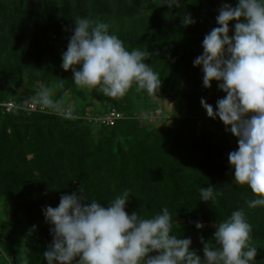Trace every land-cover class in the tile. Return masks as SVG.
<instances>
[{
	"label": "trees",
	"instance_id": "1",
	"mask_svg": "<svg viewBox=\"0 0 264 264\" xmlns=\"http://www.w3.org/2000/svg\"><path fill=\"white\" fill-rule=\"evenodd\" d=\"M154 1L159 3H153V12L141 15L147 0H0V101L11 97L17 104L30 102L39 82V87L58 89L55 100L72 106L78 116L0 109V203L9 212L8 229L0 236V264H6L4 259H10L7 264H47L43 252L53 236L43 210L57 207L61 195H80L78 190L88 202L104 207L128 190L125 210L145 218L167 207L172 234L190 238V250L201 258V238L215 246V225L242 209L252 225L251 245L257 248L250 264H264V206H247L255 197L246 185L235 183L228 162V154L238 150V139L218 117L202 112L201 99L215 110L226 94L217 81L203 87L202 66L193 67L203 53L204 36L219 26L218 9L224 3L235 7L237 0H179V8H168L167 0ZM188 13L195 23L184 26ZM77 17L107 23L109 34L123 40L128 50L158 52L145 63L159 74L161 90L182 92L184 116L173 117L171 126L143 125L137 119L102 126L81 118L88 112L106 113L110 108L104 103L128 117L135 107L123 98L76 86L71 69L63 70L62 56ZM235 23L229 22L230 37ZM23 85L25 95L14 98ZM69 90L81 99L80 106L65 102ZM209 186L223 190L214 203L200 196V188ZM2 219L0 214V231ZM197 222L204 227L197 229Z\"/></svg>",
	"mask_w": 264,
	"mask_h": 264
},
{
	"label": "clouds",
	"instance_id": "2",
	"mask_svg": "<svg viewBox=\"0 0 264 264\" xmlns=\"http://www.w3.org/2000/svg\"><path fill=\"white\" fill-rule=\"evenodd\" d=\"M166 5L180 7L179 0H167ZM230 21H236L231 37ZM194 23L190 13L184 15V26ZM216 23L219 26L204 36L203 53L193 67L202 66L203 87L211 88L212 81H217L226 95L216 101L215 110L204 99L200 103L209 118L218 117L238 139V150L228 154V162L234 168L235 183L251 190L255 198L246 203L255 209L264 206V0H237L235 7L224 3ZM74 24L61 66L71 69L76 86L97 89L111 98L124 97L134 85L137 92H159V74L145 63L158 52L128 50L123 40L109 34L107 23L77 17ZM32 103L75 118L73 107L53 100L52 90L43 85ZM78 191L80 195H61L57 207L43 210L53 236L43 252L47 264H250L257 256V248L251 245L252 225L242 209L215 225V246L201 238V258L190 250V238L172 234L167 207L145 218L125 210L128 190L107 207L96 200L88 202ZM220 195L223 190L214 186L200 188L205 202L214 203ZM195 227L204 225L197 222Z\"/></svg>",
	"mask_w": 264,
	"mask_h": 264
},
{
	"label": "rangeland",
	"instance_id": "3",
	"mask_svg": "<svg viewBox=\"0 0 264 264\" xmlns=\"http://www.w3.org/2000/svg\"><path fill=\"white\" fill-rule=\"evenodd\" d=\"M156 2L159 3L158 1H156ZM156 2L154 0H147V3L144 5V8H142L140 10L141 15H147V14L152 13L153 8L155 6L153 3L157 4ZM93 20L98 21V18H94ZM115 22H117V21H115ZM118 23H121V22H118ZM118 23H117V25H118ZM123 25H127V22H123ZM115 31H116V27H115ZM27 37H28V35L25 37V40H27ZM35 84L40 86L39 82H35ZM39 86H37V88H40ZM134 86L124 97H122L126 103L131 105L133 108L135 107L133 114H137V115H141V117H145L149 112H153L155 110L160 111V116L158 117L157 122L148 124V122L144 121V122H142L143 125L159 126L161 123L164 122V124H166L167 126H171V120L173 117L184 116V114L186 112L187 102L184 99L182 92H180V91L176 92L175 91L176 89L174 88L172 90V92H170V94H168L167 93L168 91L161 90V88H160L159 92L156 95H150L146 91H144L142 93L141 97L137 98L136 97L137 91H135ZM26 90H28L26 85L19 87L16 90L15 95H13L14 98L23 97L25 95ZM57 90L58 89H52V99L53 100L56 99L55 94H56ZM211 92L212 91H209L208 93H211ZM145 94H146V96H145ZM104 96H106V95H104ZM106 97L108 98V96H106ZM109 98H111V97H109ZM10 99H12V98L10 97ZM64 99H65L66 103L68 102V104H73L75 106H80L79 104H81V102H80L81 99H79V97L77 96V94L75 92L70 91V90L65 92ZM117 99H119V98H117ZM92 105L93 106L97 105L98 107H102L99 104V102H94ZM104 105L106 106L105 108H112V109L116 110V108L113 105H110L108 103H104ZM205 111L206 110L203 109L202 112L205 113ZM0 214H1V216L3 215L2 220L5 224L4 229L2 231H0V236H2V234L5 233V231L8 229V226H9V223H8L9 212L7 210V205L5 206V202L0 203ZM4 261L7 264L10 262V259H8V260L4 259Z\"/></svg>",
	"mask_w": 264,
	"mask_h": 264
},
{
	"label": "built area",
	"instance_id": "4",
	"mask_svg": "<svg viewBox=\"0 0 264 264\" xmlns=\"http://www.w3.org/2000/svg\"><path fill=\"white\" fill-rule=\"evenodd\" d=\"M66 108V107H65ZM0 109L5 112V113H11L14 112L16 110H21L26 114L29 113H51V110L48 109H42L39 105H35L32 103V101L30 102H24L23 104H17L16 101H14L13 99H6L3 101H0ZM56 114L66 117L65 115L55 112ZM143 115V114H142ZM145 115V114H144ZM73 116L75 118H77L78 116L75 115L73 113ZM160 116V111H153V112H149L145 117H141V115H137V114H133L131 117H128L126 115H124L123 113L110 108L109 110H107L106 113L104 114H92L90 112L86 113L83 117L88 121H91L93 123H95L96 125H102V126H113L117 121L120 120H125V119H137L139 122H148V124L150 123H155L158 120V117Z\"/></svg>",
	"mask_w": 264,
	"mask_h": 264
}]
</instances>
